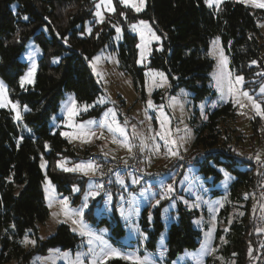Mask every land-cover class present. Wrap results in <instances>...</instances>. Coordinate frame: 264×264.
Segmentation results:
<instances>
[{
  "label": "trees",
  "instance_id": "1",
  "mask_svg": "<svg viewBox=\"0 0 264 264\" xmlns=\"http://www.w3.org/2000/svg\"><path fill=\"white\" fill-rule=\"evenodd\" d=\"M94 6L93 0H0V76L9 87L10 99L30 109L20 123L10 110H0V264L12 260L29 264L37 253H46L56 246L74 249L79 243L68 225H61L54 236L39 242L35 249L26 250L21 240L28 230H34L37 236V225L44 224L49 217L42 160L52 184L61 195L70 197L73 204L77 203V197L72 195L74 187L85 189L88 182L86 175L66 172L58 166L61 162H78L80 154L59 131L50 128L49 122L67 93L74 94L80 105H93L103 93L90 61L112 41L115 31L109 21L94 25ZM115 6L116 14L123 10L119 0H115ZM128 12L130 23L149 21L163 38L162 50L153 48L149 66L167 74L172 94L185 88L194 94L195 104L214 95L209 86L214 61L207 52L214 38L221 40L230 58L232 74L244 77L245 90L255 93L264 82V38L259 26L263 10L236 2L224 3L216 9L208 7L204 0H146L143 12L134 15ZM87 23L94 26L90 36L85 35ZM31 38L41 48L43 57L34 87L24 89L19 80L26 65L19 58ZM118 55L122 70L133 77L143 100L144 70L137 66V38L125 26ZM51 57H59L60 64L53 66ZM162 96L156 93L154 97L160 102ZM102 110L95 106L87 117H98ZM207 115L205 122H199L196 115L192 121V153L215 151L193 160L191 166H197L204 177H213L210 185L215 188L228 176L232 183L228 202L217 218L216 251L204 264H250L263 239L262 229L255 226L257 171L250 160L242 158V149V154L237 149L250 140L246 153L264 156V118H252L253 134L244 137L235 128L237 112L232 103L208 111ZM133 154L126 158L127 163ZM127 163L120 165L121 171L140 174L125 171L123 165ZM147 164L145 161L144 167ZM76 177L83 183L77 182ZM113 195L118 197L114 190ZM219 195L220 191H214V196ZM164 204L165 201L160 207ZM160 207L155 210L154 231L149 236L151 251L165 228ZM237 210L236 218L231 219ZM177 215V221L168 230L169 261L186 250L198 248L202 240L194 225L199 213L180 205ZM108 264L129 262L113 259Z\"/></svg>",
  "mask_w": 264,
  "mask_h": 264
},
{
  "label": "rangeland",
  "instance_id": "2",
  "mask_svg": "<svg viewBox=\"0 0 264 264\" xmlns=\"http://www.w3.org/2000/svg\"><path fill=\"white\" fill-rule=\"evenodd\" d=\"M93 1L95 4L99 2V0ZM227 2H236L253 9H260L264 11V9L252 6L251 3L240 2V0H222L219 8ZM260 2H264V0H260ZM113 6L115 8L114 12L108 11L103 6L101 7V12L104 15L103 23L109 21L111 27L115 31V34L112 41L105 44L95 56H99L101 58L97 62L95 70L92 67V62L95 57L90 61V67L93 75L101 85L103 93L100 99L93 104L94 107H90L87 111L81 110L79 114L74 117L75 123L86 124L89 120L96 121L97 123L91 126V128L96 132V136L93 137L90 142L85 143L80 139L70 142L68 138L62 135V133L71 134L75 132V129L69 127L68 125V115L66 110L69 97L75 98L72 93H67L65 95V99L62 101L58 113L53 115L49 122V126L54 132L59 131L62 137L67 139L71 145L79 151V161L74 164H65L66 167H74L78 163L94 162L98 165V170L95 173H89V175H86L88 182L85 189L83 188L84 190L79 189V191H72V195L77 197V203L73 204V200L70 199V197L61 195L52 184L48 176L46 162L45 160H42L40 165H44V167H41L44 175L43 192L45 203L49 210V217L44 224L37 225V236L34 230H28L23 236L21 244L26 250L35 249L39 242H45L54 236L61 225H68L72 233L79 238V243L76 247L74 249L62 248L60 246L50 248L46 253L35 254L30 259L29 264H72V262L76 259L77 253H86L89 247L87 244V238L81 237L78 232L73 231V228L77 226L72 224L71 220L61 222L65 220V217L62 214H59L61 213V206L56 201L67 197L70 200L71 208L79 209L84 202L85 195L91 190L92 185L101 183L98 180L99 173L105 172V174L109 176L107 182L108 185L105 187V183H102L103 188H97L99 196L95 198L89 197L87 201L88 208L84 209L83 220L87 225H89L98 234H100V230H106V232L103 233L104 238L108 240L113 247L125 253H135L141 258L147 257L151 261V264H197L198 259H202L204 264L207 258L213 256L215 253L203 255V249L205 247L215 249L214 243L217 233V218L221 209L228 202V190L232 183V178L229 176L226 177L224 181L215 188L210 185V183L213 182V177L206 178L202 174H199L197 166H184L180 163L181 161L185 162L189 160H198L201 156H206L207 154L214 153L215 151L199 150L195 154H193L194 152L192 153V145L194 141V125L192 121L196 115L198 116L199 122H205L208 117V111H212L224 104L232 103L236 107L237 112L235 128L238 130V135L240 134L245 137V135L247 136L253 134V126L251 123L252 118L261 117L256 115L250 102L243 97L241 99L243 103L247 105V107H244L243 109H241L238 105H235L231 98H229L226 102L220 99V92L216 87V80L214 77L215 74L218 73L219 52L221 49L228 59V69L231 72L230 58L225 53L220 39L217 42V38H214L210 42L209 49L207 51L209 57L214 61V68L210 74L209 84L214 95L198 104H195L193 101L194 94L191 91L181 88L175 94H172V85L167 74L149 66L153 48L156 46L158 50H162L163 47V38L156 33L149 21L147 22L150 24L156 35L160 37V40L151 41L148 45L149 54L146 59L141 62V50L138 47L141 43L140 35L138 32L133 31L131 27L134 24H138L140 20L130 23L128 19H130L131 14L128 11H132L133 15L140 14L143 11L138 13L133 8L125 7L121 4L123 10L116 14L115 0H113ZM211 8L217 9V6L213 4ZM95 13L96 7L94 6V25H102L103 23L99 21V18L95 15ZM121 13H124L125 15H121ZM113 25L121 28L122 33L118 34ZM124 26L137 38V66L144 70L145 98L143 100L140 99L139 94L136 91L133 77L130 74L125 73L121 68L118 48L123 41ZM259 26L264 38V17L262 18ZM89 28L93 31L94 26L87 23L86 36H90L92 33V31L91 33L88 32ZM42 57L43 52L41 48L33 38L29 39L19 58L20 61L26 65L25 72L19 80L20 85L21 78L26 75L33 64L36 65V72L33 77L34 83L26 82L23 87L21 86L22 88L27 89L34 87L39 71V62ZM55 58L57 57H51L50 59V63L53 66L60 64V58L58 63L53 62ZM150 71L154 73H163L164 78H166V82L164 78L159 75L149 76L148 73ZM97 72H99L100 75H97ZM0 81H3V84L7 89L8 98L12 101L9 97V87L1 76ZM150 88L151 94L149 95ZM262 88H264V82L255 93H251L249 90L244 89L243 81V90L247 91L250 95L257 99V101L261 102V106L264 108V93H261ZM156 93H161L163 95L160 102H157L154 97ZM149 99H151L155 107H148L147 102ZM12 102L18 103L19 111L21 112V116L23 118V115L27 112L23 110L24 106L20 105L17 101ZM77 105L78 108L83 106L80 105L78 101ZM201 105H203V107H201ZM95 106L103 108L100 116L87 117V114L91 112ZM3 109L10 110L17 123L22 122V119H15L16 110L12 108L11 104L7 107H0V110ZM161 111L169 117L171 121L170 126L174 132L176 129H180V131L176 133V137H185L179 146L178 156L166 155V149L163 146V141H160L158 138L156 142L160 143L161 150L159 153L152 150L153 141L151 140V136L154 135L155 132L150 131V129L155 131L159 130L160 120L162 118ZM111 112H115L116 120L122 127L126 128L129 141L134 145L132 152L136 150L137 153L138 150L140 152L144 151V153L147 154L145 161L149 163L144 167L143 174H130L127 178L119 177L120 179L118 180L114 179V173L111 174L108 170H106L104 165L110 164L111 161L113 162V168L117 167L122 169V166H120L119 163H125V161H127L126 158L132 154V152L130 153L127 148L122 145L123 137L120 136L119 133L111 132L108 130L107 126H103L105 113H109V123H111ZM241 112L244 114H240ZM133 127H135V133H133ZM185 128L189 130L187 136H185V132L183 131ZM101 135L103 138H100ZM113 138L119 142L114 143ZM141 139L146 140L149 145L148 148L143 150L141 149ZM251 141L254 142L255 140L251 139ZM249 142L250 140L248 142L245 140L242 144L243 147H240L237 151L238 153H241L240 149H242V158L250 160L255 166V157L257 155H252V152L248 154L246 153ZM259 155L260 158L263 157V153ZM177 163L178 165H176ZM74 173L81 174L80 172ZM82 175L84 174L82 173ZM133 180H138L139 183H133ZM49 181L55 189L52 193V207H49L48 193L45 190ZM76 181L83 183V180L80 177H76ZM120 181H123V183ZM166 184H171L175 191L169 194V198L165 199L161 197L160 193L164 191L162 185ZM114 186L118 192L117 198H115L111 192V189L112 187L114 189ZM214 191H220L221 195L214 196ZM109 196L111 197L110 200L108 199ZM158 199L160 201L159 205L156 204V200ZM163 201H165V204L160 207ZM255 203L257 204L256 201ZM221 204L223 206H221ZM180 205L188 210L197 211L199 213V216L195 219L194 225L196 229L201 232L202 240L198 248L194 250H186L175 260L169 261L167 246L168 230L172 224L177 221V212ZM159 207L161 208V219L165 228L158 237L155 250L151 251L148 248L149 236L154 231V214L155 210ZM53 213H58L59 215L54 216ZM237 214L238 210L231 214V219H235ZM197 221L200 223H197ZM144 222H146L145 226ZM213 224H215L214 231L212 227ZM27 241H35V245L28 243ZM1 250L2 244L0 241V251ZM64 253H69V256L65 257ZM162 253L163 255H161ZM81 259L84 264H90V255H82ZM4 264H17V262L12 260Z\"/></svg>",
  "mask_w": 264,
  "mask_h": 264
},
{
  "label": "snow or ice",
  "instance_id": "3",
  "mask_svg": "<svg viewBox=\"0 0 264 264\" xmlns=\"http://www.w3.org/2000/svg\"><path fill=\"white\" fill-rule=\"evenodd\" d=\"M119 2L124 5L125 7H131L136 12H141L144 10L146 5V0H119ZM208 7H212L213 4L217 6V9H219L220 3H222V0H205ZM240 2L244 3H251L252 6L256 8L264 9V2H260V0H240ZM106 8L110 12H114L115 8L113 6V0H99L98 3L95 4L96 7V13L95 15L99 18V21L103 23L104 21V15L101 12V7ZM121 15H125L124 13H121ZM126 18V16H125ZM25 20L28 19L27 16L24 17ZM113 27L116 29V32L122 33V29L117 27L116 25H113ZM132 30L135 32H138L140 35L141 43L138 45L140 48V56H141V62H143L144 59H146L147 55L149 54L148 45L151 43V41H159L160 37L156 35V33L152 30V27L147 21L140 20L138 24H134L131 26ZM92 29L89 28L88 32L91 33ZM219 38H217L218 42ZM64 43L67 44V39L64 40ZM101 58L99 56L95 57L92 62V67L95 70L97 62ZM54 63L59 62V57L55 58L53 60ZM253 63H256L253 61ZM36 72V65L33 64L31 69L26 73L25 76L21 78V86L23 87L24 84L27 83H34V75ZM97 75H100L99 72H97ZM149 76L159 75L162 78H164L163 73H154L149 72ZM215 80H216V87L220 92V99L223 101H227L229 98H231L232 102L235 105H238L241 109L244 107H247L246 104L243 103L242 97L245 98L248 102H250L252 109L255 111L256 115H259L261 118H264V108L261 106V102L257 101L252 95H250L247 91L243 90V76H233V74L228 69V59L224 55L223 50L221 49L219 52V63H218V73L215 74ZM166 82V78H164ZM163 86V85H160ZM261 93H264V88L261 89ZM151 94V88L149 89V95ZM148 107L153 108L155 107L153 105V102L151 99L148 100ZM175 103V101H174ZM11 104L12 108L16 110V116L15 119L20 120L22 119L21 112L19 111V105L18 103H13L9 100L7 95V89L5 85L3 84V81H0V107H7ZM215 106V105H213ZM90 107H94V105H83L82 107L78 108L77 101L74 97H69V100L66 105L67 115H68V125L69 127H72L75 129L74 133H62L66 138L69 139V141H73L76 139H80L82 142L88 143L91 141L93 137L96 136V132L91 128L92 125L96 124V121L89 120L85 123H75L74 117L79 114V112L87 111ZM182 107V106H181ZM203 107V105H201ZM24 111H30V109L27 108V106H24ZM240 114H244L241 112ZM111 123H109V113H105L103 126H107L108 130L111 132L119 133L120 136L123 137L122 145L127 148V150L131 153L133 151L134 145L130 143L129 137L127 134L126 128L122 127L119 122L116 120V114L115 112H111ZM161 120H160V128L158 131L150 129V131H154L155 134L151 136V140L153 141L152 144V150L156 153H159L161 150L160 143H157V138L160 141H163V146L166 149V155L168 156H178L179 155V146L185 139V137H176V133L180 131V129H176L175 132L171 128V121L169 117H167L163 111H161ZM206 118V117H205ZM150 119V118H149ZM127 123V122H126ZM185 132V136H187L189 130L185 128L183 130ZM133 133H135V127H133ZM100 138H103L101 135ZM114 143H118L115 138H113ZM47 146V145H46ZM149 145L146 142V140L141 139V149L148 148ZM255 159L260 162V155L257 154ZM127 163V161H125ZM66 162L60 163L58 166L66 172H80L84 175H89V173H95L98 170V165H96L94 162H84V163H78L74 167H66ZM41 167H44L42 164ZM103 175V173H101ZM123 183V181H120ZM133 183H139L138 180H133ZM164 188V191L160 193L162 198H169V194L173 193L175 189L171 184L162 185ZM97 188L102 189L103 184H93L91 190L85 195L84 202L82 203L81 207L79 209H72L70 206V200L65 197L62 199L57 200L56 202L61 206V213L65 220L61 222H66L67 220H71L72 224L76 225L77 227L73 228L74 232H78L81 237L87 238V244H88V251L86 253H77L76 259L72 264H84L83 260L81 259L83 256L90 255L91 261L90 264H108L109 260L112 259H120L124 261H128L129 264H151V261L145 257L141 258L139 255H136L135 253H125L120 251L119 249L113 247L108 240L104 238L103 233L106 232V230H100V234H98L96 231H94L89 225H87L84 220V209L88 208V199L89 197L95 198L99 196V191ZM46 192L48 193V200H49V207H52L53 205V198L52 193L55 191L53 186L51 185V182L49 181L46 187ZM73 191H79V188L73 189ZM247 198V195L246 197ZM108 199L110 200L111 197L109 196ZM160 201L159 199L156 200V204L159 205ZM221 206H223L221 204ZM262 212H264V208H262ZM58 213H53L54 216L59 215ZM242 215V213H241ZM197 223H200L197 221ZM213 231L215 230V224H213ZM225 231H228L226 228ZM210 235V234H209ZM28 243H31L35 245V241H27ZM226 242V241H225ZM58 251V250H57ZM216 251V249L205 247L203 249V255H209ZM163 255V253L161 254ZM64 256H69V253H64ZM197 264H203L202 259L197 260Z\"/></svg>",
  "mask_w": 264,
  "mask_h": 264
},
{
  "label": "built area",
  "instance_id": "4",
  "mask_svg": "<svg viewBox=\"0 0 264 264\" xmlns=\"http://www.w3.org/2000/svg\"><path fill=\"white\" fill-rule=\"evenodd\" d=\"M147 155L144 152L138 151L133 154V157L128 161L127 164L123 165V169L127 172H138L143 174L144 170V162ZM182 165H191L193 160L189 161H181ZM123 163H119L121 165ZM257 177H256V186H255V199L257 202V213L259 215L260 224L263 227V239L260 244L259 250L257 253L250 258L251 264H264V212H262V208H264V156L260 158V162L256 160L255 162Z\"/></svg>",
  "mask_w": 264,
  "mask_h": 264
},
{
  "label": "crops",
  "instance_id": "5",
  "mask_svg": "<svg viewBox=\"0 0 264 264\" xmlns=\"http://www.w3.org/2000/svg\"><path fill=\"white\" fill-rule=\"evenodd\" d=\"M136 151V150H135ZM135 151L134 152H132V154L133 153H135ZM132 154H130V155H132ZM86 157H88V156H86ZM147 163H149V162H147ZM67 164V163H66ZM68 164H74V163H68ZM113 162L111 161V163L110 164H107V165H104L105 166V168H106V170H108L109 171V173H111V174H115V176H114V179H120L119 177H121V178H127L130 174L131 175H136L137 173H127V174H125V172H123V171H121V169H119V168H117V167H114L113 168ZM184 166H187V165H184ZM101 173H103V175H101ZM82 174V173H81ZM138 175H140V174H138ZM108 178H109V176L107 175V174H105V172H100L99 173V175H98V180H99V182H101V181H104V182H101V183H105V187L108 185ZM113 190H114V192H116V195L118 194V192H117V190H116V187L113 189H111V192H112V194H113ZM114 196V195H113ZM120 196V195H119ZM256 213H257V208H256ZM255 226L257 227V228H259V229H262V233H263V227H262V225L260 224V221H259V215H258V213H257V216H256V221H255Z\"/></svg>",
  "mask_w": 264,
  "mask_h": 264
}]
</instances>
